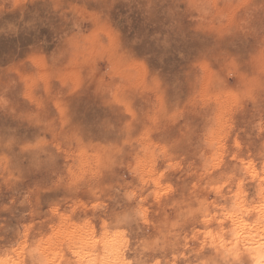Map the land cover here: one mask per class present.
I'll list each match as a JSON object with an SVG mask.
<instances>
[{"label":"clouds","instance_id":"obj_1","mask_svg":"<svg viewBox=\"0 0 264 264\" xmlns=\"http://www.w3.org/2000/svg\"><path fill=\"white\" fill-rule=\"evenodd\" d=\"M10 2L0 264H264V0H25L18 18L5 16ZM33 55L49 78L39 106L12 70L34 71ZM133 62L154 94L133 87ZM146 130L155 158L141 149ZM158 177L170 188L160 199Z\"/></svg>","mask_w":264,"mask_h":264},{"label":"rangeland","instance_id":"obj_2","mask_svg":"<svg viewBox=\"0 0 264 264\" xmlns=\"http://www.w3.org/2000/svg\"><path fill=\"white\" fill-rule=\"evenodd\" d=\"M25 6V0H11L10 7L9 5H5V8L9 7V11L5 13L6 17H19L20 12L23 10ZM28 60L33 68L34 71L31 72H24L20 69H12L17 77L20 80V83L23 85V94L24 99L27 100L29 103H35L39 106V98L34 95L41 87L43 88L44 92L47 93L49 91V78L45 72V64L42 56L33 55L28 57ZM166 70V69H165ZM127 73L135 80L133 87L139 92L142 97H147L149 94H154L156 81L152 80L151 83L148 81V69L147 66L140 62H133L128 65L126 69ZM66 82L71 83V92H75L78 87L79 83L78 80L72 78V74H69L66 77ZM201 102H207V97L201 95L199 97ZM87 99H83L80 102V110L87 115V107H88ZM110 104L117 107L122 108L123 111L130 117L134 118L135 113L133 112L131 103L121 97L119 92H114L110 99ZM164 109V99L162 95L155 96V106L153 107V115L151 117V122L153 124L156 123V116L157 113L163 111ZM208 140L210 142L216 139V132L214 129L209 128L208 130ZM150 131L146 130L143 136L140 138L141 149L142 151L149 156V158H155L156 156V145L153 144L150 139ZM160 154L164 155L166 153V149L161 147L159 149ZM173 168H177L178 165L172 164L170 165ZM163 175V174H162ZM160 177H158L159 184L156 185L157 187H162V191L156 194V198L160 199L163 195L167 194L170 191V188L166 185L162 186L160 184ZM256 249V248H255ZM258 249V248H257ZM259 250V249H258ZM260 252V251H259Z\"/></svg>","mask_w":264,"mask_h":264},{"label":"bare ground","instance_id":"obj_3","mask_svg":"<svg viewBox=\"0 0 264 264\" xmlns=\"http://www.w3.org/2000/svg\"><path fill=\"white\" fill-rule=\"evenodd\" d=\"M153 183H154L155 185H158V184H159V180H158V178L155 179V180L153 181ZM252 251L254 252V254H255V256H256L257 261H259V260L261 259V253L259 252L260 250H258V249L256 248V249H252Z\"/></svg>","mask_w":264,"mask_h":264}]
</instances>
